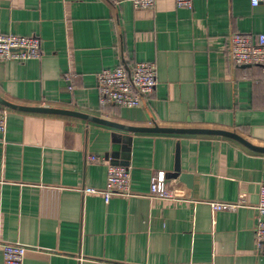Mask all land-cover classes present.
Masks as SVG:
<instances>
[{"label": "crops", "instance_id": "obj_1", "mask_svg": "<svg viewBox=\"0 0 264 264\" xmlns=\"http://www.w3.org/2000/svg\"><path fill=\"white\" fill-rule=\"evenodd\" d=\"M34 36L41 56L0 62V97L132 127L216 129L264 146V71L228 58L234 33H264V2L0 0V34ZM154 63L157 85L139 108L101 106L97 74ZM0 242L22 264H264L255 240L264 153L213 135L132 133L0 105ZM181 172L180 201L152 198L150 178ZM130 172V196L105 201L107 167ZM95 189L97 193L87 190ZM210 202L243 203L213 211ZM3 263L0 250V264Z\"/></svg>", "mask_w": 264, "mask_h": 264}, {"label": "built area", "instance_id": "obj_2", "mask_svg": "<svg viewBox=\"0 0 264 264\" xmlns=\"http://www.w3.org/2000/svg\"><path fill=\"white\" fill-rule=\"evenodd\" d=\"M135 9L146 10L154 7L155 0H130ZM177 7L192 6V0H174ZM264 0H250L252 7ZM228 58L234 65L259 66L264 71V33L248 35L234 33L229 39ZM41 56V42L37 37L15 34H0V62H25ZM99 102L101 106L114 105L120 108L134 109L144 105L153 93L156 85L154 63L139 61L130 64L120 63L115 68L104 69L97 74ZM5 118L0 112V143L5 132ZM88 162L103 163L107 167L106 186L100 191L106 202L113 195L130 196V172L122 166L110 165L99 156H89ZM97 193L95 189L87 190ZM152 198L165 201H180L183 194L170 186L164 173L157 172L150 178ZM213 211H235L243 203L210 202ZM258 213L255 225V240L258 246L264 244V185L260 189ZM2 264H22L26 248L8 242H0Z\"/></svg>", "mask_w": 264, "mask_h": 264}, {"label": "water", "instance_id": "obj_3", "mask_svg": "<svg viewBox=\"0 0 264 264\" xmlns=\"http://www.w3.org/2000/svg\"><path fill=\"white\" fill-rule=\"evenodd\" d=\"M0 105L7 107L9 109L23 111V112L54 114V115H63V116L79 118L87 122L96 123L99 125H104L107 127H111L114 129H119V130H123L127 132H132V133L221 136V137L233 139L254 152L264 153V146L254 145L253 143H251L244 137L234 132H229V131H224V130L193 129V128L192 129H181V128L178 129V128L159 127L157 125H154L152 127H132V126H126V125H121V124H117L114 122H110L102 118L80 113L77 111L57 109V108H51V107H28V106L16 105V104L10 103L9 101L3 99L2 97H0ZM165 178L167 180H175V181L177 180V185H181L184 180H190L191 178L189 175L183 174L181 172L180 162H179V144L178 143L176 146L175 163H174L173 170L169 173H166ZM190 186H191V180H190L189 188H191Z\"/></svg>", "mask_w": 264, "mask_h": 264}]
</instances>
